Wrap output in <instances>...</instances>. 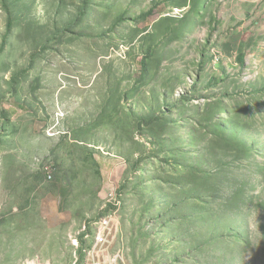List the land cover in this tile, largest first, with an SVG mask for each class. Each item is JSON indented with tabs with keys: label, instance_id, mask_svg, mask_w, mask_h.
Wrapping results in <instances>:
<instances>
[{
	"label": "rangeland",
	"instance_id": "rangeland-1",
	"mask_svg": "<svg viewBox=\"0 0 264 264\" xmlns=\"http://www.w3.org/2000/svg\"><path fill=\"white\" fill-rule=\"evenodd\" d=\"M113 211L121 264H264V0H0V264Z\"/></svg>",
	"mask_w": 264,
	"mask_h": 264
},
{
	"label": "built area",
	"instance_id": "built-area-1",
	"mask_svg": "<svg viewBox=\"0 0 264 264\" xmlns=\"http://www.w3.org/2000/svg\"><path fill=\"white\" fill-rule=\"evenodd\" d=\"M117 211L110 212L99 219L93 227L92 242L84 251L83 264H121L120 252L113 254L112 245L118 229ZM85 229V228H83ZM74 264H77L75 260Z\"/></svg>",
	"mask_w": 264,
	"mask_h": 264
}]
</instances>
